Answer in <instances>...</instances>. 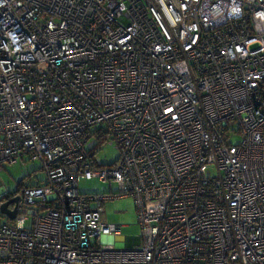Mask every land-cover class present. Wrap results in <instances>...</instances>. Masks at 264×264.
<instances>
[{
  "label": "built area",
  "instance_id": "2783aa9c",
  "mask_svg": "<svg viewBox=\"0 0 264 264\" xmlns=\"http://www.w3.org/2000/svg\"><path fill=\"white\" fill-rule=\"evenodd\" d=\"M24 156L0 264H264V0H0V172ZM81 176L135 199L138 246Z\"/></svg>",
  "mask_w": 264,
  "mask_h": 264
},
{
  "label": "rangeland",
  "instance_id": "374dc122",
  "mask_svg": "<svg viewBox=\"0 0 264 264\" xmlns=\"http://www.w3.org/2000/svg\"><path fill=\"white\" fill-rule=\"evenodd\" d=\"M103 126H92L95 132ZM87 149H93V159L98 165H112L120 157V150L115 145L106 144L103 140L99 141L96 137H91L87 141ZM4 169L0 172V178L7 192H15L21 184H33L44 182L45 175L40 170V162L32 161L28 156H24L14 164H4ZM35 173H39L37 176ZM42 181V182H41ZM79 192L89 193L94 197L104 194H111L112 198L104 201H91V206H102V218L105 223L117 224L120 226L121 236L126 239L127 245L124 247L138 246L141 237V225L136 201L131 196L119 197V189L115 183L102 182L97 178L85 179L79 177ZM2 220L5 221V218ZM116 238L113 235H105L102 242L112 244ZM118 243V242H117ZM123 246L122 243H118Z\"/></svg>",
  "mask_w": 264,
  "mask_h": 264
},
{
  "label": "water",
  "instance_id": "95a60500",
  "mask_svg": "<svg viewBox=\"0 0 264 264\" xmlns=\"http://www.w3.org/2000/svg\"><path fill=\"white\" fill-rule=\"evenodd\" d=\"M16 200H17V198H13L10 201H6V202L2 203L0 205V213L7 215L9 217V219H14L16 216V213H17L16 210L10 211L7 206H8V204H10L11 202H14Z\"/></svg>",
  "mask_w": 264,
  "mask_h": 264
},
{
  "label": "crops",
  "instance_id": "0c3cea01",
  "mask_svg": "<svg viewBox=\"0 0 264 264\" xmlns=\"http://www.w3.org/2000/svg\"><path fill=\"white\" fill-rule=\"evenodd\" d=\"M96 206V205H95ZM104 210V209H103ZM116 238V241H115V243H112V244H114V245H116V246H119V247H121L118 243H122V245L123 246H126L127 245V243H126V239H124L122 236L121 237H115ZM118 242V243H117Z\"/></svg>",
  "mask_w": 264,
  "mask_h": 264
}]
</instances>
